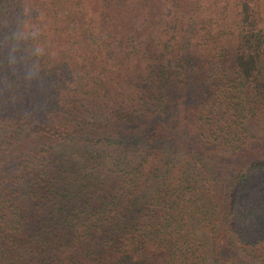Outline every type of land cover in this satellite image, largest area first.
I'll return each mask as SVG.
<instances>
[{"label":"trees","instance_id":"1","mask_svg":"<svg viewBox=\"0 0 264 264\" xmlns=\"http://www.w3.org/2000/svg\"><path fill=\"white\" fill-rule=\"evenodd\" d=\"M0 264H264V0H0Z\"/></svg>","mask_w":264,"mask_h":264}]
</instances>
